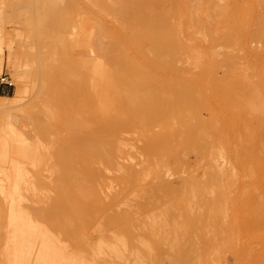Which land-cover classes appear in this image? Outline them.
Masks as SVG:
<instances>
[{"label":"bare ground","instance_id":"bare-ground-1","mask_svg":"<svg viewBox=\"0 0 264 264\" xmlns=\"http://www.w3.org/2000/svg\"><path fill=\"white\" fill-rule=\"evenodd\" d=\"M14 16L47 49L29 107ZM6 62L0 264H264V0H0V74ZM28 119L60 132L34 219L19 202ZM107 171L121 172L108 200Z\"/></svg>","mask_w":264,"mask_h":264},{"label":"rangeland","instance_id":"rangeland-1","mask_svg":"<svg viewBox=\"0 0 264 264\" xmlns=\"http://www.w3.org/2000/svg\"><path fill=\"white\" fill-rule=\"evenodd\" d=\"M5 25H6L8 30L12 31L13 36H14V43H15L16 47H19L21 45H23V47H24V48H21V51L19 50L20 51L19 53L17 52L18 53L17 63H18V67H19V72L27 80V83L29 82L28 83V86H30L29 92H28V94L25 98L24 104H23L24 106L28 105L27 107H29L30 104L32 103L34 97L36 96V93H37V85H35L34 83L36 81L38 83L41 82L44 71H45L44 67L46 65L45 64V60H46L45 58H46V50H47L45 47V42H44L43 37L41 39L38 38L39 32L37 31L36 26H32V27L28 26L25 24V22H23L22 20H20L16 16H14L11 20H8L7 22H5ZM38 40H40V41L42 40L43 42L42 41L40 42ZM7 49H8L7 47L4 48V52L6 54L8 53ZM6 65H7V62L5 64L4 71H2L0 74V77L1 76L9 77V79L11 81H13L14 85L10 87V86H7V85L0 83V88H1L0 89V95H12V94H14V92L17 88V83H16L17 78L13 74H11L12 70L11 69L9 70V68H7ZM15 78H16V80H15ZM0 115H1V112H0ZM28 120L26 122L27 125L25 124V126L23 128L26 131L25 133H26V136L28 138V144H29L28 146L30 147L28 150H30V152L32 153L30 155L32 157H30L28 160L26 158H24V160H23L24 161L23 165L25 166V167L23 166L24 170L27 169L26 172L25 171L24 172L28 173V174L24 175L25 180L23 179L22 180L23 183H21L22 187H21V192L19 194L22 195L23 198L20 197V195H19V202H20L21 208L23 210L26 209V212L25 211L24 212L27 213V217L31 215L30 217H32L34 219L35 218L34 217V212H35L34 210H36L38 207L40 208V206L42 207V205L45 206L47 200L49 201L48 197L54 196V193H55V190H54L55 184L54 183H55L56 177L60 173L61 169L57 165V160L55 159V156L54 155L52 156V154H53L52 152L54 150L53 144H55V148L58 145V144H56V142H55L56 140H54V139L59 136L60 132L57 133L55 131V133H54V131H50L49 134L50 133L51 134L50 135L47 134L48 137H46L47 136L46 134H41L38 131H36V129H34L33 123L31 124L30 120H29V122H28ZM61 134H63V133H61ZM44 135H46V136H44ZM56 135H58V136H56ZM42 136H44V137H42ZM31 137H32V139H31ZM124 137L128 138V142L130 143L129 144L130 147L128 146V150L132 154V157H133L132 163L133 164L137 163L139 166H137V164H135V165L137 167H140L141 164L139 162L141 160H143L142 158H144L143 155L140 154L141 153L140 152V145H142V140H140L139 135L136 133L135 134H124ZM36 139L38 142L36 141ZM29 141H31V142H29ZM52 148H53V150H52ZM49 155H50V157H49ZM129 159L121 158L120 160L123 163H131L132 160L131 159L129 160ZM3 163H4V160L1 159V157H0V164H3ZM34 165H36L35 166L36 168L33 167ZM28 169H29V171H28ZM120 173L121 172H119V171H116V172L115 171H107L108 176L111 178L110 179L111 186L106 189V191L108 193V194L106 193V199L107 200L110 199V197H112L115 193H117V191L120 190V185L118 184L117 180L115 179V178H117V176L120 175ZM29 175H30V177H29ZM114 175H115V177H114ZM32 179H33V182H32ZM25 181H27V182H25ZM25 187H27V188H25ZM22 189L24 192L22 191ZM40 189H42V190H40ZM33 190H35V191H33ZM0 196H1L0 197V199H1L0 200V227H1L0 228V234H1L0 235V241L2 242L3 238H1V237L3 236V234L5 235V231H6L5 226H2V225H5L4 224L6 222L5 218L7 217L6 214H7V209L9 208V206H8V202L5 201V199L3 198L1 193H0ZM45 196H46V198H45ZM128 199H130V200H128ZM139 199H140V197H138V196L136 197L133 194H130V195H128V197L124 198L125 201H128L130 204L132 203L131 205H134V206ZM128 202L121 204V208H126V207L128 208L129 207L128 205H130V204H128ZM131 207H133V206H130V208ZM140 218L143 219L144 216H140ZM143 229L145 231L146 227Z\"/></svg>","mask_w":264,"mask_h":264},{"label":"built area","instance_id":"built-area-1","mask_svg":"<svg viewBox=\"0 0 264 264\" xmlns=\"http://www.w3.org/2000/svg\"><path fill=\"white\" fill-rule=\"evenodd\" d=\"M0 83L4 84V85H7V86H10V87L14 85L13 81H11L9 79V77H7V76H1L0 77Z\"/></svg>","mask_w":264,"mask_h":264},{"label":"crops","instance_id":"crops-1","mask_svg":"<svg viewBox=\"0 0 264 264\" xmlns=\"http://www.w3.org/2000/svg\"><path fill=\"white\" fill-rule=\"evenodd\" d=\"M1 89V88H0Z\"/></svg>","mask_w":264,"mask_h":264}]
</instances>
